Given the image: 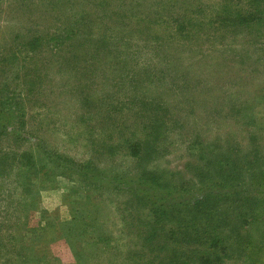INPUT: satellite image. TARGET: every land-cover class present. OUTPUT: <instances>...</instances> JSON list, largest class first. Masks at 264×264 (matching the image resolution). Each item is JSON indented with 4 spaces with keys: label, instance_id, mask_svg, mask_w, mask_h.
<instances>
[{
    "label": "rangeland",
    "instance_id": "rangeland-1",
    "mask_svg": "<svg viewBox=\"0 0 264 264\" xmlns=\"http://www.w3.org/2000/svg\"><path fill=\"white\" fill-rule=\"evenodd\" d=\"M102 1L0 0V98L25 107V124L0 138L9 161L0 172L11 175L0 180V234L16 249L0 264H158L169 255L144 240L154 226L132 194L58 167L46 150L65 165L93 162L124 178L146 169L195 188L203 142L246 144L233 105L250 102L245 111L264 122V16L191 44L163 29L123 34L110 0L95 8ZM68 26L78 41L55 44ZM35 37L44 43L34 54L25 42ZM162 122L160 134L143 132ZM31 155L44 160L28 175L14 159ZM258 258L264 264V249Z\"/></svg>",
    "mask_w": 264,
    "mask_h": 264
},
{
    "label": "trees",
    "instance_id": "trees-1",
    "mask_svg": "<svg viewBox=\"0 0 264 264\" xmlns=\"http://www.w3.org/2000/svg\"><path fill=\"white\" fill-rule=\"evenodd\" d=\"M108 1L103 0L98 6L95 4V8L101 11V8H108ZM110 1L114 4L115 16L111 17V22L116 28L120 27L123 34L130 29L148 32L163 29L175 37L171 42L179 38L189 39L191 44L195 38L205 35L206 30L212 35L247 30L257 23L254 21L256 14L264 16V0H153L151 6L144 8L146 13L143 15L136 11L147 7V0ZM81 15L82 22H85L87 13ZM79 35L80 31L78 33L77 29L68 26L62 35L53 36L52 41L55 44L76 42ZM43 43L41 37H35L25 42V48L35 54ZM12 100L11 96L0 98V138L11 135L17 127L25 124L23 101L13 104ZM249 106L250 102L233 105L230 115L231 119L248 126L246 144L237 142L224 147L218 141H205L202 143L205 147L200 145L204 154L197 162L200 166L202 164V179L195 188L179 186L162 173L146 169L136 176L124 178L111 176L109 171L93 162L78 164L71 161L70 165H65L66 160L57 154L50 159L47 150L43 157L58 167L72 169L82 178L125 190L142 207L148 208V217L154 227L144 240L154 249L159 243L160 250L170 251L158 264H258V256L264 249V122L245 111ZM162 125L163 122L148 128L146 124L143 132L159 133L157 128ZM255 131L258 135L254 134ZM135 144L139 145V141ZM7 160L0 157V168ZM43 160L34 155L14 159L17 168L25 170L28 175L36 169L40 173ZM10 176L0 172V180ZM124 185L126 189L120 188ZM9 242L11 238L3 240L0 234V255L16 253ZM41 260L38 257L33 259ZM9 264L14 263L9 261Z\"/></svg>",
    "mask_w": 264,
    "mask_h": 264
}]
</instances>
